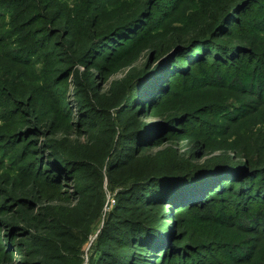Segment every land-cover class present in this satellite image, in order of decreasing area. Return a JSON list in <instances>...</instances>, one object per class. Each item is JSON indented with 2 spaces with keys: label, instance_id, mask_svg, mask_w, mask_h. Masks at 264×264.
Instances as JSON below:
<instances>
[{
  "label": "rangeland",
  "instance_id": "rangeland-1",
  "mask_svg": "<svg viewBox=\"0 0 264 264\" xmlns=\"http://www.w3.org/2000/svg\"><path fill=\"white\" fill-rule=\"evenodd\" d=\"M64 1H19L12 9L14 15L0 27L4 38L0 43V81L19 103L13 101L5 114L0 113V246L12 257L7 259L0 251V264H21L19 259L41 264H100L99 236L116 216L129 214L121 206V195L139 177L150 174L154 160H171V156L200 166L213 157L230 155L240 163L245 160L259 166L264 105L253 101L249 103L253 106L251 114L229 125L219 137L205 139L190 133L187 126H179L174 131L166 129L149 146L132 149L124 165L119 167L122 162L114 160L115 146L143 120L163 122L172 114L184 113L195 115L191 119L201 125L216 124L220 120L207 113L208 108L246 103L237 85L231 89L218 86L227 67L209 68L204 63L202 68H194L191 57L201 53V48L195 55H181L190 66L167 61L157 67L160 54L172 47L178 35L186 36L188 30L215 23L213 4L204 5L206 13L194 7L191 2L195 0H142L137 6L134 0ZM72 1L77 6L75 12H70ZM164 10L167 12L161 14ZM133 11H141L137 15H142V28L131 37L115 36L112 56L102 58L106 51L95 50L96 40L116 24L128 21L121 18L109 24L114 17L132 15ZM249 12L239 14L246 31L218 36L209 33L205 37L244 45L255 52L246 56L252 64L259 53L264 57V30H252L253 16L259 11ZM256 21L259 25V18ZM147 28L152 30L148 32ZM15 50L30 53L26 55L31 61H17ZM174 65L194 70L184 81L174 73L170 76L169 84L177 81L178 87H173L167 105L141 111L135 97L124 106L128 90L144 69H153V82L158 78L167 81ZM203 71L217 77L212 87L204 86ZM145 85L137 91L141 99ZM127 111L133 114L130 121ZM56 155L57 159L69 160V171L58 175V168L54 170L51 163ZM249 171L248 165L241 166L239 174L246 177ZM233 187V193H226L231 201H217L211 209L181 214L175 205L163 206L164 228H173L174 239L190 246L187 263L212 264L216 260L221 264H264V226L252 225L258 229L253 232L240 229L235 218L255 208L243 212L235 195L237 185ZM229 209L234 211L233 217ZM150 213L151 217L158 215V211ZM211 213L225 223L212 220L208 216ZM205 216L208 219H203ZM239 252L244 258H236ZM58 253L63 254L61 259Z\"/></svg>",
  "mask_w": 264,
  "mask_h": 264
},
{
  "label": "trees",
  "instance_id": "trees-1",
  "mask_svg": "<svg viewBox=\"0 0 264 264\" xmlns=\"http://www.w3.org/2000/svg\"><path fill=\"white\" fill-rule=\"evenodd\" d=\"M19 1L22 0H0V27L5 24L8 17L14 15L11 13L12 9ZM179 1L180 0H178V2ZM64 2H66V4L68 3L67 0ZM134 2L137 6L143 1L134 0ZM191 3L195 8L206 13H208V11L207 9L204 10V5L207 6L208 3L213 4L214 10L216 11V18L213 20L215 23L208 28L205 26L203 29L188 30L186 36L178 35L177 38L171 42L172 47H170L168 51L160 54L162 58L158 60L157 67L160 68L163 66V63L167 61V63L171 61L172 63H178L181 67H185L188 63L183 62L180 58L181 55L185 52H191L195 55L197 49L201 48V53L198 52L194 57H191V64L193 63V66H195L194 68H202V64L204 63L208 65L209 68H214L218 65H220V68L227 67V71H225L224 76L221 77L222 83L218 86L231 89L233 85H237L236 90H239L241 94H243L242 97L246 100V103L232 105L231 107H229V105L221 106L217 109L208 108L207 113L216 115L220 120V122L216 124L204 122V124L201 125L197 121L191 119L195 118V115L192 116L184 113L172 114L163 122L145 120L139 122L138 126L130 132L128 135L129 137H124L125 140L119 142L115 146L113 154L114 160L116 162H122L118 164L119 167L126 163L127 160L125 157L130 155L129 153L132 149H140L144 146L153 144L156 142V136L164 134L166 129L174 131L179 126H187L189 132L192 134H200L205 137V139L215 138L224 133V129L229 125L240 122L251 114L250 112L253 111V106L249 104L251 101L258 102L259 105H264V57L259 53V58L255 60L257 62L250 64L246 56H253L255 52L248 50L244 45L235 42L217 41L213 38L207 39L205 37L207 35L209 36V33L211 36H218L221 35V33H225L224 35H226L235 31H240V29H245L242 27L245 21L240 15L246 14L248 10L250 11L249 13H253V10L256 8L259 12L255 13L253 16L254 21L251 23V28L255 30L259 27V32L260 30H264V0H195ZM72 7L73 10L70 12H75L77 6L74 1H72ZM172 8H168L167 10H171ZM165 12L167 11L164 10L161 14ZM125 13L128 14L129 12ZM138 13L133 11L131 13L132 15H124L123 17L121 14H118L110 21L109 24L112 22L116 23L121 20V18H126L125 21L128 20L116 24L106 34H104V32V35L96 40V42H98V47H96L95 50L99 51V53H104L106 51L104 53L105 57L102 58L112 56L111 54H113V51L110 49L113 46L115 36L122 34L125 37H131L130 35L133 33L138 34L137 32L142 28L139 24V18L142 15H137ZM257 18H259V25L256 21ZM246 21L251 22V19H247ZM185 24H188L187 21H185ZM148 29L149 28H147V30ZM151 30L152 29H149L148 32ZM219 30L220 33L218 32ZM244 31H246V29ZM110 40H112V42H110ZM2 41H4V38L0 33V43H2ZM212 45L214 47H211ZM202 47L208 50L206 51ZM173 49H176V51L171 52ZM15 53L14 58L17 61H31L30 57L26 55L30 53H21V51L17 53L16 50ZM211 53L214 54L213 57L211 59L210 57L206 59L205 56L207 57ZM191 69V67H187L186 70L185 68L179 69L178 65H174V67L170 68L167 81H165L164 78H158L154 82L152 81L154 78L152 77L154 74H152L153 69L148 71L144 69V72L142 71L143 74L140 75V77H136L133 81L134 83L128 90L124 99V106H128L131 100L134 101L135 97V100H138V108H140L141 111L144 109L147 110L148 108L156 109L167 105L172 99L173 87H178L177 81L169 84L170 76L174 73V76H180L184 81V78L190 77L189 74L191 72L189 71ZM234 70L236 72L235 74ZM203 73L204 76H206L207 82L204 86L212 87V83L215 82L217 77L214 79L213 75L209 76V74L213 73H209L208 71H203ZM192 81H190L189 84H191ZM186 82L187 81H185V83ZM1 84L2 81H0V113L5 114L9 104L11 105L13 101L16 105L19 103L8 91L9 87ZM144 84H146L143 87V90L146 87V91L143 93L145 100L141 99L140 95L137 96V91L140 86ZM186 84V86H188V83ZM152 87H154V89ZM152 89L153 93H151ZM223 94L224 92H222V95ZM240 99L241 102L244 101L242 98ZM141 100H144V103H142ZM126 115V118L130 121L133 114L127 111ZM199 125L200 128L198 127ZM192 129H198V131H193ZM261 135H264V131L261 132ZM259 148H261V151L259 152V166L257 167L247 164L248 162L245 160L242 163L235 161L234 157L230 155L213 157L200 166L191 165L187 160H177V162L176 159L171 156H169L172 158L171 160H154L151 165L150 174L139 177L138 181L133 183L132 186L126 190L127 193L125 192L121 195V206L130 212L127 215L120 214L116 216L113 223L108 225L107 230L105 229L99 236L98 248L101 247V250H99L100 255L98 263L157 264L158 260H160L158 264H199L197 261L187 263V258L189 257L186 254V250L190 248V246L187 244L183 246L180 240L174 239L173 236L175 233L173 232V228L172 230H169L167 227L164 228L165 215L163 206L169 204L175 205V208L180 209L181 214L189 211L202 210V208L204 209L206 207H210L211 209L217 205V201H231V197L226 195V193L234 192V184L237 185L235 195L239 199L238 204L242 207V211L246 212L245 210H247L246 208L248 207L255 208L253 212H246L247 215L244 217L235 218V221L240 224L239 226L242 230L252 232L258 231V229L253 228L252 225L258 224L260 227L264 226V151H262L264 150V142L259 144ZM56 152H58V150ZM57 158L59 157L56 155V158H54V161L51 163L54 170L56 167L58 168V175L69 171V160L66 158ZM115 161L114 163H116ZM218 161L219 163H217ZM246 165L249 166L250 171L246 177H242L239 174L240 167ZM230 182H232V185H228ZM150 210H152L153 213L158 211V215H155V217L149 216V214H151ZM229 210L231 211L230 216L233 217L234 214L232 215V213L234 211L231 209ZM218 211L219 209L214 211L215 214H217ZM250 213H253L254 217L251 216ZM208 216L212 218V220L217 219L216 221L222 224L225 223L223 220L220 221V217L213 215V213ZM213 217L215 219H213ZM203 219H208V217L205 216ZM52 242H54V240H52ZM0 251L1 254L4 255L3 257L7 259L12 258L7 254L5 247L2 250L0 246ZM241 253L242 252H239L236 258H244ZM57 256L61 259L63 254L58 253ZM200 259L201 257L197 258V260ZM19 261L21 264H41L39 261L36 263L33 261V263H31L26 259H19ZM215 261L216 260H214L212 264H221ZM204 263L205 261L201 264Z\"/></svg>",
  "mask_w": 264,
  "mask_h": 264
}]
</instances>
